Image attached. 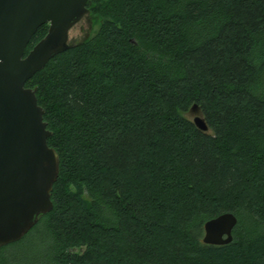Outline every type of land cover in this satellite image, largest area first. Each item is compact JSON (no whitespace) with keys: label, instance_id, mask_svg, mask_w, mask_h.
<instances>
[{"label":"trees","instance_id":"obj_1","mask_svg":"<svg viewBox=\"0 0 264 264\" xmlns=\"http://www.w3.org/2000/svg\"><path fill=\"white\" fill-rule=\"evenodd\" d=\"M88 9L95 31L25 83L58 174L51 209L0 264H264V0ZM227 211L231 240L203 243Z\"/></svg>","mask_w":264,"mask_h":264},{"label":"water","instance_id":"obj_2","mask_svg":"<svg viewBox=\"0 0 264 264\" xmlns=\"http://www.w3.org/2000/svg\"><path fill=\"white\" fill-rule=\"evenodd\" d=\"M90 0H0V246L20 239L52 207L58 155L27 80L46 62L89 36ZM45 35L24 55L36 29ZM192 122L207 131L194 103ZM236 216L223 212L203 224L202 242L228 243Z\"/></svg>","mask_w":264,"mask_h":264},{"label":"rangeland","instance_id":"obj_3","mask_svg":"<svg viewBox=\"0 0 264 264\" xmlns=\"http://www.w3.org/2000/svg\"><path fill=\"white\" fill-rule=\"evenodd\" d=\"M96 26L97 25L93 23L92 18H91V28L89 30V35H91L95 31ZM187 116H189V118H191V119L193 118V115L191 113H187ZM27 242H33V241L32 240H28Z\"/></svg>","mask_w":264,"mask_h":264},{"label":"bare ground","instance_id":"obj_4","mask_svg":"<svg viewBox=\"0 0 264 264\" xmlns=\"http://www.w3.org/2000/svg\"><path fill=\"white\" fill-rule=\"evenodd\" d=\"M37 222V221H36Z\"/></svg>","mask_w":264,"mask_h":264}]
</instances>
